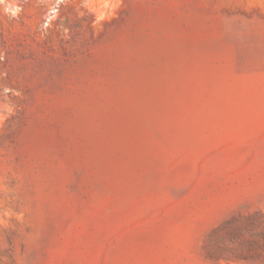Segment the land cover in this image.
Wrapping results in <instances>:
<instances>
[{"label":"rangeland","instance_id":"rangeland-1","mask_svg":"<svg viewBox=\"0 0 264 264\" xmlns=\"http://www.w3.org/2000/svg\"><path fill=\"white\" fill-rule=\"evenodd\" d=\"M0 264H264V0H0Z\"/></svg>","mask_w":264,"mask_h":264}]
</instances>
